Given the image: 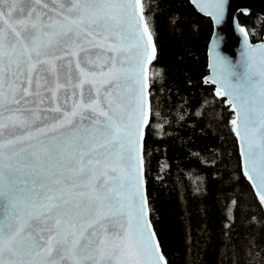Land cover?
Returning <instances> with one entry per match:
<instances>
[{
	"label": "snow or ice",
	"instance_id": "snow-or-ice-1",
	"mask_svg": "<svg viewBox=\"0 0 264 264\" xmlns=\"http://www.w3.org/2000/svg\"><path fill=\"white\" fill-rule=\"evenodd\" d=\"M212 8L219 22L224 0ZM144 13L143 0H0V264H168L143 190L157 57ZM241 31L244 78L217 54L212 83L264 203V43L257 68Z\"/></svg>",
	"mask_w": 264,
	"mask_h": 264
},
{
	"label": "trees",
	"instance_id": "trees-1",
	"mask_svg": "<svg viewBox=\"0 0 264 264\" xmlns=\"http://www.w3.org/2000/svg\"><path fill=\"white\" fill-rule=\"evenodd\" d=\"M143 3L157 46L145 176L163 251L169 264H261L264 203L242 171L234 112L204 81L212 20L190 0ZM238 17L262 38L259 14Z\"/></svg>",
	"mask_w": 264,
	"mask_h": 264
},
{
	"label": "water",
	"instance_id": "water-1",
	"mask_svg": "<svg viewBox=\"0 0 264 264\" xmlns=\"http://www.w3.org/2000/svg\"><path fill=\"white\" fill-rule=\"evenodd\" d=\"M48 2L51 4V0H48ZM190 2L194 5V7L200 13H202L205 16L210 17L212 20V24H213L212 34L210 36L208 46H207L208 73L204 76V81L212 82L213 79H215L216 76L219 74L218 68L214 67L215 57L217 54L221 56H226L228 58L230 67L232 68V71L235 73V75H232L229 77V79L233 83H236L238 80H242L244 78L247 68H246V59L243 54L245 53L247 46L245 43V40H246L245 32L241 31V29H245L247 31L248 44H251L253 47L257 48V52L255 54L256 64H257V68L260 67L261 52L258 46L264 43V34L262 38L257 41L252 40L249 30L247 29L245 25H243L240 22L238 14L239 12H242L244 14L255 12L264 19V0H224L225 11H224L222 18H220L219 22L214 17V15H209V12L213 11L212 0H190ZM151 64L148 65L149 77H150ZM214 86H215V92H217V89L220 87V85L216 83L214 84ZM150 88H151V83H150ZM150 88L148 89V93H149V100L151 103ZM222 97L224 98L225 103L230 105L229 98L227 96H222ZM46 106L47 104L43 105L42 107H46ZM232 110L234 112L233 119H235L236 110L233 108ZM151 118H152V103H151V117H150L149 124L151 122ZM146 129L147 127L144 130L145 132L144 142H145V136H146ZM236 137H237L239 153L241 157L242 171L245 177L247 178V180L249 181V183L251 184L254 192L259 197V189L256 187V184L254 183V181L249 180L248 176L246 175L244 149L242 148L240 138L237 135ZM143 181H144L143 190L147 194V198H148L147 182H146V176H145V161H144ZM148 210H149L148 219L151 222L152 231L156 233L155 240L160 245V251L165 255L161 242L159 240L158 234L156 232V229L151 219V208H150L149 198H148ZM8 211H10V208L8 207V201L2 194H0V222H3L6 212ZM125 222H126V218H125ZM165 258L168 262L166 255H165Z\"/></svg>",
	"mask_w": 264,
	"mask_h": 264
}]
</instances>
